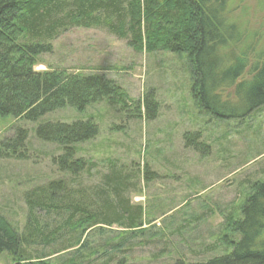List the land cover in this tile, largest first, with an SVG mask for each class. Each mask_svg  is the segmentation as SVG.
<instances>
[{
	"label": "rangeland",
	"instance_id": "rangeland-1",
	"mask_svg": "<svg viewBox=\"0 0 264 264\" xmlns=\"http://www.w3.org/2000/svg\"><path fill=\"white\" fill-rule=\"evenodd\" d=\"M227 1L241 38L223 52L243 58L245 68L236 80L240 85L236 93L234 85L220 89L218 97L210 99L226 115L222 118L206 114L192 99L185 55L135 52L126 39L109 33L104 26H70L61 31L51 42L52 51L40 55L35 71L63 69L103 75L119 84L133 102L128 101L122 109L101 101L88 105L82 113L66 107L34 122L0 116V141L12 137L16 127L28 131L26 159L0 158V212L21 228L27 214L23 190L59 179L77 204L83 202L81 205L93 212L105 179L116 174L134 183L128 199L140 205L144 230L160 232L156 238L145 234L126 241L122 250L127 264H159L183 256L195 261L229 252L218 242L223 232L227 233L221 234L224 217L238 218V208L251 183L264 181V105L248 112L251 99L244 92L251 85L256 58H264V0ZM150 92L156 114L148 120L143 116V102ZM135 101L142 103L140 113L133 107ZM89 119L98 126V134L76 144L75 155L87 160L86 169L76 175L59 171L52 156L60 151L55 144L37 139L35 128L42 122ZM197 131L199 137L192 140L208 148L185 146L184 135ZM189 213L199 219L189 220ZM39 214L47 220L46 232L65 219L53 222L43 212ZM100 226L104 234L97 235L93 229L86 237L88 246L98 251L91 256L92 264L107 259L100 248L105 240L115 244L116 233L129 231L117 223L109 228ZM63 230L51 248H32L31 256L50 254L46 258L53 264L67 260L76 247L63 250L71 240V234ZM210 244L217 249L209 250ZM83 252H88L87 248ZM0 264H12L7 253L0 255Z\"/></svg>",
	"mask_w": 264,
	"mask_h": 264
},
{
	"label": "trees",
	"instance_id": "trees-1",
	"mask_svg": "<svg viewBox=\"0 0 264 264\" xmlns=\"http://www.w3.org/2000/svg\"><path fill=\"white\" fill-rule=\"evenodd\" d=\"M230 13L227 0H0V116L34 122L46 113L66 107L82 113L88 105L101 101L122 109L128 101L133 102L119 84L103 75L69 73L63 69L34 70L40 55L52 51L51 42L61 31L70 26H104L109 33L126 39L135 52L185 55L192 99L206 114L222 118L226 115L210 99L218 97L220 89L234 85L236 93L240 86L236 80L245 68L243 58L223 52L241 38ZM256 59L251 85L243 90L251 99L248 112L264 105V58ZM154 103L150 92L143 102L145 119L155 117ZM141 104H133L138 113ZM27 132L26 128L16 127L12 137L1 140L0 158L26 159ZM97 134L98 126L91 119L42 122L35 128L37 139L57 146L60 153L53 155L52 160L59 171L70 175L83 171L88 164L75 156L76 144ZM199 135V131L186 133L185 146L208 148L203 142L193 141V136ZM133 187L128 177L112 174L99 189V205L93 212L86 210L83 202L77 204L60 179L24 188L23 193L21 189L26 218L18 228L0 212V255L7 253L12 264H53L46 258L50 254L33 258L30 249L51 248L61 236L59 230L64 228L71 240L63 245V250L76 248L66 252L71 256L60 264H92L91 256L98 251L88 246L86 237L93 229L97 235L104 234L106 231L100 225L109 228L117 223L129 231L116 233L115 244L109 245L110 239L105 240L100 248L107 259L101 264H127L123 255L126 241L145 234L156 238L160 233L142 227L141 207L128 199ZM249 189L238 208V218L224 217L221 234L225 230L227 235L223 232L218 242L229 252L195 261L183 256L159 264H264V181L252 182ZM40 212L53 222L63 216L65 219L62 225L46 232L47 220ZM186 218L199 219L190 213ZM214 246L210 244L208 249H217ZM85 248L88 252H83Z\"/></svg>",
	"mask_w": 264,
	"mask_h": 264
},
{
	"label": "bare ground",
	"instance_id": "bare-ground-1",
	"mask_svg": "<svg viewBox=\"0 0 264 264\" xmlns=\"http://www.w3.org/2000/svg\"><path fill=\"white\" fill-rule=\"evenodd\" d=\"M53 157V156H52ZM57 229V228H56Z\"/></svg>",
	"mask_w": 264,
	"mask_h": 264
}]
</instances>
